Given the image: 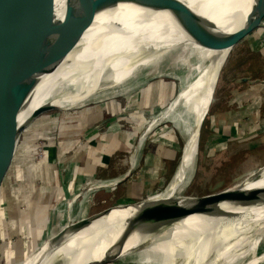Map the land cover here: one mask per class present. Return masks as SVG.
I'll return each mask as SVG.
<instances>
[{
  "label": "bare ground",
  "instance_id": "6f19581e",
  "mask_svg": "<svg viewBox=\"0 0 264 264\" xmlns=\"http://www.w3.org/2000/svg\"><path fill=\"white\" fill-rule=\"evenodd\" d=\"M184 1L192 7L201 4L203 10L200 12L217 27L211 30L197 28L177 20L168 11L152 8L130 7L125 10V6L118 12L100 15L101 12L62 42L19 83L17 95L25 85H30L29 79L33 76L38 85L32 103L20 115L19 121L23 122L35 109L44 106L41 103L47 101L37 104L35 101L44 89L60 83L66 74L70 78L54 92L61 94L58 106L61 110L100 101L107 95L118 93L121 87L123 91L133 89L135 85L129 82L130 77L139 67L194 72L190 80L179 84L176 98L155 117L144 133L146 136L156 126L171 120L187 135L182 168L169 189L150 198L153 202L172 199L187 205L191 200L182 199L179 192L188 186L198 165V124L214 97L222 70L219 64L225 53L210 48L208 39L243 27L248 11L247 0ZM54 5L56 14L62 17L66 0H55ZM260 15L257 13L254 20H260ZM242 184L248 190L245 197L256 189L264 190V174L259 180L250 178ZM95 187L98 184L91 188ZM80 195L82 198L83 191ZM77 198L73 197L69 205L64 204L66 218L74 207L80 209L82 200ZM256 199L254 205L224 204L222 207L228 211L226 215H193L174 222L153 219L132 224L128 218L135 213V207L114 210L108 218L66 236L53 246L41 264H82L115 252L137 264H261L264 253H257L264 236V197ZM117 218L121 219L110 224ZM94 227L98 229L87 234Z\"/></svg>",
  "mask_w": 264,
  "mask_h": 264
},
{
  "label": "rangeland",
  "instance_id": "374dc122",
  "mask_svg": "<svg viewBox=\"0 0 264 264\" xmlns=\"http://www.w3.org/2000/svg\"><path fill=\"white\" fill-rule=\"evenodd\" d=\"M130 7L138 8L123 4L116 9L105 10L100 15ZM262 21L261 26L233 48L221 70L211 108L201 128L198 165L188 186L180 194L185 192L187 196H201L224 190L238 182L247 181L248 177L264 165V140L259 135L262 128L257 127V124L264 121V110L257 114V108L264 104V20ZM149 70H161L180 78L190 73L185 70L177 73L176 70L147 67L141 74L130 78L129 82L135 85L133 89L123 91L121 87L112 96L107 95L100 101L68 110L58 107L61 94L47 93L49 88L42 91L35 104L47 101L41 104L54 105L58 109L42 115L22 135L14 162L0 189V264H19L32 246L64 223L63 215L66 212L64 207L56 205L54 192L48 191L46 205L39 203V191L46 195L50 182L54 180L52 165L56 164L65 170L71 156L82 150L87 151L91 146L90 142L96 145L94 137L104 131L126 130L136 143L141 139L142 133L148 131L155 117L176 98L179 84L188 81L168 78L159 73H144ZM243 120L251 121V128L236 129L235 136H231L228 129L239 125ZM178 130L170 120L156 126L146 135L145 144L148 146L159 136L175 133L177 145L174 148L178 156L172 171H164L166 180L157 184L153 191L145 193L144 197L162 193L174 181L187 140V135ZM56 177L59 179L57 173ZM63 195L67 198L65 203L69 205L73 197L66 191H63ZM115 202L118 201L108 195L102 197L92 193L83 200L80 209L74 207L72 218L91 214V208H98V211ZM35 204L41 209L37 226L32 233L21 230L23 223H20L19 217L13 218L10 215L22 207L28 209L29 205ZM121 218L110 221V224ZM16 225L20 226L19 231ZM97 229L98 227H94L87 234ZM261 240L257 255L264 253V236ZM123 260L112 264H136L131 260L125 261L126 258Z\"/></svg>",
  "mask_w": 264,
  "mask_h": 264
},
{
  "label": "water",
  "instance_id": "95a60500",
  "mask_svg": "<svg viewBox=\"0 0 264 264\" xmlns=\"http://www.w3.org/2000/svg\"><path fill=\"white\" fill-rule=\"evenodd\" d=\"M54 4L55 0H0V189L14 162L22 135L42 115L58 109L52 105L38 107L26 120L20 122L19 117L32 103L38 85L36 77L33 76L29 79L30 85H25L17 95L19 83L27 78L30 72L39 66L51 52H54L62 42L92 22L98 14L105 10L116 9L123 4H129L168 11L177 20L197 28L211 30L217 27L214 21L200 12L203 10L201 4L195 8L184 0H66L62 17L56 14ZM246 4L248 13L244 17L246 19L243 27L234 32L208 39L207 44L210 48L225 51L219 64L221 69L233 48L263 23L261 20H264V0H247ZM257 13H261L259 16L261 18L256 21L254 18ZM101 66L108 70L103 65ZM145 69L147 67L136 68L131 77L141 74ZM149 72L159 73L179 81L190 80L194 76V72L180 78L161 70L144 71V73ZM69 78V74L63 76L60 83L50 87L47 93L53 94ZM212 101L213 99L198 124L199 137ZM185 153L186 144L178 171L182 168ZM263 174L264 165L247 177L259 180ZM247 191L244 184L238 182L224 190L201 196H187L183 192L179 197L190 199L187 205L172 199L166 202H153L150 200L151 195L132 201L118 202L77 219L69 218L67 223L43 238L19 264H41L53 246L62 242L66 236L77 233L96 221L108 218L114 210L135 207V213L128 218L132 224L153 219L167 222L182 221L193 215L217 217L228 213L222 207L224 204L254 205L257 202L256 198L264 197L263 189L252 191L247 195L249 198L245 197ZM125 258L119 255V252H115L104 254L99 259L85 261L82 264H112L124 261ZM129 260L137 264L133 259L126 258V261Z\"/></svg>",
  "mask_w": 264,
  "mask_h": 264
},
{
  "label": "crops",
  "instance_id": "0c3cea01",
  "mask_svg": "<svg viewBox=\"0 0 264 264\" xmlns=\"http://www.w3.org/2000/svg\"><path fill=\"white\" fill-rule=\"evenodd\" d=\"M260 97L259 94V98ZM263 110L264 104L257 108V114H260ZM250 124L251 121L243 120L239 125L231 126L228 132L231 133V136H235L236 129H245L246 127L249 129L251 128ZM253 126L252 124V127ZM257 127L260 129L262 128L259 135H261V139L264 140V121L257 124ZM243 132L246 131L244 130ZM149 133L147 135H149ZM102 134L103 136H101ZM105 136L106 138H104ZM164 136L165 137L159 136L147 146V143L145 144L147 136H144V133L141 139L136 143L132 136L130 138V134L126 130L112 129L111 132L104 131L97 134L94 137L97 142L96 145L90 142L91 146H89L90 148H88L87 151L82 150L81 152L75 153L74 156H71L72 159L67 162L65 170H62L60 166H56V164L53 163L54 165H52L51 170L53 171L54 180L50 182V188L46 191V195L39 191V203L42 202L46 205L49 190L52 191V193L54 192L56 196V205L64 207V211V204L67 198L63 195V191H66L71 197L80 198L82 202L92 193L102 197L108 195L115 198L118 202L132 201L144 197L146 195L145 193L153 191L157 184L166 180L165 178L167 175L164 171L169 173L176 164L178 156V152L175 150L176 148H174L177 145L175 139L176 134L168 133V135L165 134ZM167 138H169V140ZM56 173L59 179H57ZM97 184L98 187L91 188L93 185ZM81 191H83L82 198L81 195L79 196ZM21 196H23L22 198H26L24 195ZM22 208L17 212L14 211L10 216L13 218L18 216L21 220L20 223H23L22 225L24 226L22 228L21 225V230L24 229L32 233L34 230L33 228L37 226L41 209L37 204L29 205L27 207L28 209ZM97 209L98 208H91L90 213ZM73 210L69 212L70 219H75L72 218ZM66 214L67 213H64L63 215L65 219L64 223L55 230L67 223L69 218H66ZM60 216L62 217V215ZM16 228L18 231L20 230L19 225H16ZM39 243L40 242L35 246ZM35 246H32L30 250Z\"/></svg>",
  "mask_w": 264,
  "mask_h": 264
}]
</instances>
